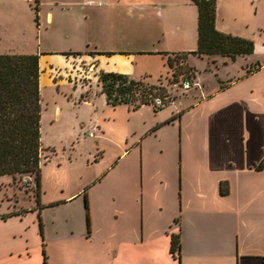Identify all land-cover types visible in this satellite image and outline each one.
<instances>
[{
	"label": "crops",
	"instance_id": "obj_1",
	"mask_svg": "<svg viewBox=\"0 0 264 264\" xmlns=\"http://www.w3.org/2000/svg\"><path fill=\"white\" fill-rule=\"evenodd\" d=\"M87 4L92 8L89 14L109 19L105 29L107 37L123 46H107L102 51L96 48L92 55L81 51L75 59L85 64L93 62L99 71L125 74L148 84L157 83L163 76L168 70L166 58L174 53L186 54V62L193 57L206 59V67L201 72L188 62L194 68L196 84L174 104L153 110V122L147 125L151 129L147 133L154 136L179 133L178 152L173 153L168 141L166 151L163 150L167 165L165 160L159 162L151 157L147 166L142 161L139 172L137 165L130 163L131 151L123 150L118 160H114V155L105 163V166L111 165L108 172L114 168L116 182L112 192L103 195L102 202L94 203L86 192L84 187L91 189L96 181L90 178L74 190H61L48 204L53 231L45 249L47 263L67 264L66 257V261L62 258L67 253L72 258L68 264H178L167 252H170V235L179 233L180 264H264V0H216L215 28L253 40V52L238 55L234 60L216 54L190 53L197 41V9L191 0H106L102 8L100 0H90ZM162 4L185 10L193 7L187 29L177 34L187 45L190 43L188 48L166 51L160 42L167 32L157 24H152L153 29L145 28L138 19H147L145 15L151 9L158 11ZM141 5L143 8L136 14L135 7ZM118 7L121 11L126 8L123 16L133 26L126 36L120 29H114ZM253 7L251 16L247 9L250 11ZM45 17L51 20L52 14L47 13ZM123 38L133 40L135 46H124ZM70 52L78 51L69 48ZM72 59L73 56L66 54L63 58L39 54V82L42 74H46L48 82L57 90L61 87L68 91L66 79L59 76L54 79L51 72L56 69L61 72ZM247 68L254 70L247 72ZM77 83L86 85L78 81L71 84ZM100 94L105 102L102 107L125 106L127 121L131 120L128 109L131 106H111L101 91ZM77 103L91 108L94 115L83 118L74 133L85 135L96 124L97 130L92 137L87 134V138L101 133L96 137L101 140L103 133H111L106 125L109 119L103 116L105 108H100L102 115L97 114L96 99L86 93ZM141 107L132 110L139 111ZM186 135L189 147L183 142ZM132 153L138 155L135 149ZM121 167L129 173L124 174L122 183L115 176ZM161 173L162 181H157L155 175ZM220 182H226V194L219 193ZM117 184H125L127 188L117 190ZM154 187L165 197L156 198L152 192ZM84 193L90 216L89 231L85 230L86 217L76 201ZM31 211L34 210L27 212ZM15 215L18 214L0 216V258L13 253L5 243L8 235L1 229L12 220L8 217ZM60 220L64 223L62 229L58 225Z\"/></svg>",
	"mask_w": 264,
	"mask_h": 264
},
{
	"label": "rangeland",
	"instance_id": "obj_2",
	"mask_svg": "<svg viewBox=\"0 0 264 264\" xmlns=\"http://www.w3.org/2000/svg\"><path fill=\"white\" fill-rule=\"evenodd\" d=\"M89 1L61 0L65 4L62 6L57 0H0V54L39 55L50 53L53 57L63 58L64 54L69 52V48L92 55L95 52L94 50L102 51L107 46H114V48L117 45L123 46L119 41L113 43L107 37L105 29L108 28L109 19L106 16L88 13V10L92 9L87 4ZM100 2L102 4L100 8L105 7L106 0H100ZM142 8V5L135 7V13L138 14ZM192 8V6H188L186 10L177 9L172 4L171 6L162 4L159 6L158 11L151 9L150 13L145 15L147 19L140 17L138 19L143 21L142 25L145 28L153 29L152 24H157L161 30L167 32L166 38L162 37L160 42L166 51L174 48H188L190 43L187 45L179 39L177 34L179 31L187 29L188 16L190 17V9ZM125 10V7L122 11L121 8H117L114 29L115 31L120 29L126 36V33L133 26L130 19L123 16ZM253 12L254 7L250 11L247 9L249 15L252 16ZM47 13L52 14L51 20L45 17ZM140 16L143 17V14ZM123 42L124 46L134 47V44H136L131 39L126 40L123 38ZM157 44H159V41ZM188 62L201 72L206 67V59L198 60L193 57ZM188 62L184 57L178 59L177 62L174 61L158 81L162 83L169 81L171 83L182 75L192 76L191 73L194 74V70H192L194 68ZM92 65L90 71L88 66ZM57 70L51 72V76L54 79L58 76L65 78L64 81L68 85V91L61 87H58L57 90L55 86L48 82L46 74H42L39 82V131L42 144L40 164L41 233L36 218V212L39 208H37L34 199L33 176L16 175L13 178L9 175L0 176V216L19 212L18 215L8 217L12 220L7 222L5 227L1 229L2 232L8 235L5 243L7 248H12L13 253L1 257L0 264H43L42 249L45 251L48 237L50 232L53 231L50 229L52 212L48 204L53 202L61 190H74L82 181L84 182L90 178L96 180L93 188L90 189L89 186L84 188L94 203L102 202L103 195L105 193L110 194L116 182L114 168L108 172L111 165L105 166V163L114 155L116 161L123 150L131 151L129 156L133 161H130V163L136 164L140 172L142 161L147 166L151 157H155L159 162L165 160L164 163L168 164V158L163 154V150L166 151L167 141L173 148V153L178 152L177 139H180L179 133H159L157 136H154L153 133H147L151 130L147 125L153 122L154 109L151 107L142 106L139 109L140 112L138 110L133 111L132 107H129L128 109L132 115L129 122L126 114L127 107H102L105 102L100 94V84H97L98 81L92 75L94 73L98 75L100 71L96 69L93 62L85 64L73 57L72 61L69 60V63L65 64L61 72ZM82 75H84L83 79L80 77ZM76 80L86 83V85L68 83L77 82ZM86 93L90 98L96 99L98 103L97 114L102 115L100 108H105L103 116L109 119L106 125L109 126L111 133H103L104 136L101 140L96 138L101 133H95L94 138L91 139L87 138V134L74 133L75 127H80L81 120L83 118L88 119L93 114L91 108L77 103L81 99V95ZM174 93L179 95L178 90ZM179 97L181 96L177 98ZM96 126L98 127L97 124ZM137 130H143V132L132 133ZM183 142L185 146L189 147L187 135ZM134 149L138 153L136 156L132 153ZM140 150L143 151L142 156ZM178 166L179 164L176 161V167L178 168ZM98 169L100 173L95 174ZM124 174L129 175L123 167L116 171L115 176L120 178L121 183L122 178H125ZM162 177V173L161 175H155L157 181H162ZM115 187L117 190L121 187L127 188L125 184L123 186L117 184ZM152 192L156 195V198L165 197L157 187H154ZM129 193L132 194L130 191ZM146 193L148 192L146 191ZM76 201L81 205L83 216L89 215V210L83 208L84 196L81 195ZM112 203L114 207V201ZM29 210L34 211L27 212ZM57 217L63 219L62 215H57ZM62 221L60 220L58 223L61 229L64 226ZM167 254L170 258L173 256L170 252H167ZM65 255L62 258L65 260L66 257L67 264L68 262L72 263L69 254L66 253ZM47 260L46 255V263Z\"/></svg>",
	"mask_w": 264,
	"mask_h": 264
},
{
	"label": "trees",
	"instance_id": "obj_3",
	"mask_svg": "<svg viewBox=\"0 0 264 264\" xmlns=\"http://www.w3.org/2000/svg\"><path fill=\"white\" fill-rule=\"evenodd\" d=\"M197 9V41L196 49L190 53L196 56L220 55L234 60L238 55L251 54L254 49L253 41L249 38L218 31L214 26L216 0H191ZM78 57L79 52L65 53ZM104 54H110L106 52ZM186 54L168 55V69L173 62ZM37 54H0V176L16 175L33 176L37 208L36 218L41 233L40 219V186H41V151L40 142V91L39 65ZM180 63V62H178ZM256 67V66H253ZM194 70V69H192ZM254 68H247V72ZM192 76L182 75L183 78L193 79ZM98 84L105 95L106 103L111 106L127 104V97L136 99L135 92H143L145 86L142 80H133L125 74L100 71ZM133 109L139 104L130 105ZM143 106V105H142ZM226 182L219 183V193L226 194ZM84 207L88 209L86 193ZM16 214V213H13ZM11 214V215H13ZM19 214V213H17ZM9 216V215H7ZM2 216L1 218H4ZM176 221L178 218L175 219ZM89 215H86V228L89 230ZM43 245V244H42ZM170 253L180 264L179 233L170 235ZM43 264L46 254L42 249Z\"/></svg>",
	"mask_w": 264,
	"mask_h": 264
},
{
	"label": "built area",
	"instance_id": "obj_4",
	"mask_svg": "<svg viewBox=\"0 0 264 264\" xmlns=\"http://www.w3.org/2000/svg\"><path fill=\"white\" fill-rule=\"evenodd\" d=\"M100 4L99 2L97 3ZM92 66H88L91 71ZM94 73V72H93ZM95 80L98 81L97 73L92 74ZM84 75L80 76L82 79ZM86 76V75H85ZM77 81V80H76ZM167 82V81H166ZM74 83V82H71ZM145 90L140 93V91L135 92L136 99L126 96L127 105H132L133 103L139 105H147L152 109L156 110L167 105L174 104L178 96H182L189 92V90L196 84V82L191 78L180 77L175 81L169 83H162L157 81L156 84H148L143 82ZM178 90L179 95L175 94L174 91ZM97 130L96 126H92L91 130L87 133L89 137H92L94 132Z\"/></svg>",
	"mask_w": 264,
	"mask_h": 264
}]
</instances>
